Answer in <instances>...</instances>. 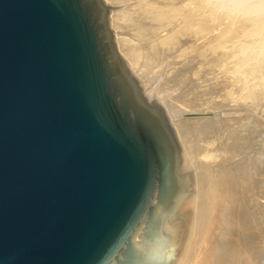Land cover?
Segmentation results:
<instances>
[{"label":"water","instance_id":"95a60500","mask_svg":"<svg viewBox=\"0 0 264 264\" xmlns=\"http://www.w3.org/2000/svg\"><path fill=\"white\" fill-rule=\"evenodd\" d=\"M106 0H0V264H184L196 169Z\"/></svg>","mask_w":264,"mask_h":264},{"label":"rangeland","instance_id":"374dc122","mask_svg":"<svg viewBox=\"0 0 264 264\" xmlns=\"http://www.w3.org/2000/svg\"><path fill=\"white\" fill-rule=\"evenodd\" d=\"M106 1L109 3V5H111L113 7L112 11H111V23H113L112 18H113L114 13L116 15L119 14L120 18L125 17L124 19H126V21L121 22V21H119L118 17H117L118 20L115 18V22L118 21L117 23H118V25L119 24L120 25L118 27L114 28L113 24H112V28H113L115 35H116L117 46H118V39L120 37L122 39H125L123 41L125 42V44H127L126 46L129 47L128 49L130 50L129 52H131L130 54L134 55L133 59H134V63L135 62L136 63L132 65V62H131V64H130L129 59H127V57L125 55H123V53L119 49L120 53L127 60L130 67L132 68V70H134L136 72V75L140 79L143 80L145 87L151 86L149 88L148 92L157 95L158 98L163 100L164 106H165V108H167V112H168L171 120L174 121L173 126L175 128V134H176L177 140H178L179 145L181 147V153H180L182 155L181 157H183V153H184V156L186 159H187V156L189 155L188 156L189 164L187 163L186 170L193 169V168L196 169L197 176H198L199 183H200V187L202 190V209H201V218H196L195 231H196L197 236H195V237H198L197 239H200V236L202 237V235H203V237H205L204 226H202V225L204 223L203 220H204L205 215H206V209H207L206 207L208 206L207 203L210 201V198H211L210 193L206 192V188H208V186H209V181L207 180L208 178L206 176L207 172L209 171L208 169H210V167H212V168H214L215 171H217V170L220 171L221 168L225 169V166H226L225 170L231 169L230 172H235V173H238V175H241V177H246L245 178V180H247V181H245L246 184H248V183L250 184L251 183L250 181L255 182L254 184H256V185L251 183L250 185H248V187L252 188V186L254 185L253 188L254 187H256L255 189L258 188L257 190L259 192L258 193L256 192L258 195L256 193L253 194V192L257 191V190H253V189H249L250 193L253 194L252 196L249 192H247L249 194H246V191H249L248 187L246 186L247 190H245V192H244V197H245V201L248 203L246 205L245 201H244V204H241V206L250 207L252 205V208L251 207L249 208L251 210H249L247 208L248 211L245 207L244 208L246 210L243 208L244 212L247 211L246 212L247 215L244 218L245 220L244 219L241 220L240 225L242 226V229H241L242 232H244V231L246 232V231H248V228L252 227L253 228L252 232L250 230L249 231L251 232L252 236L255 235L254 237H258V235L262 233V235H259V237H260V239L262 238L264 240V238H263L264 237V231H263L264 230V192H263V190H264V167H263L264 166V164H263L264 163V155H263L264 154L263 153L264 152V68H263L264 67V64H263L264 60L262 61V58L260 59L261 56L259 55V58H257V59H260L259 60L260 62L256 59V62L258 61V64L257 63L255 64V62H252L248 58V56H249L248 53H247V55H245L247 50H249V52H250L252 49H254L252 47H255V49H257V47H258L257 44L264 45L263 44L264 43V40H263L264 39L263 38L264 33L260 32L261 30L258 31V32H260V34H258V32L256 34L249 32L250 29H253V27L256 24L258 26H261V25L264 26V20L262 22V20H261L262 18H260V17H262V14H264L263 13L264 12V0H166L165 3H164V0L163 1H161V0H120V1L119 0H106ZM252 7H254L255 9ZM250 10H253L254 12L250 11ZM174 11L176 13H174ZM252 12L255 14L253 15ZM130 13H132V14H130ZM174 16H176V17H174ZM222 16H223V18H222ZM160 17H162V18H160ZM163 17H164V19H163ZM187 17H188V20H192V22L191 21H185V20H187ZM134 18H136L135 20L138 22H135ZM166 18H167V20H165ZM173 18H175V19H173ZM259 18L261 21L259 20ZM156 19H163V22H164V20H165V22L164 23L160 22L161 20L156 21ZM132 20L134 22H132ZM169 20H172L171 21V22H173L172 26H171V23L168 22ZM202 20L203 21L205 20V21L203 22ZM207 20H208L209 24L206 23ZM255 20H259V21H255ZM184 21H185V23H187L186 25L189 28H190L191 24L193 25V26L191 25L192 27L190 29H192L194 31V34H192L193 31H191L186 25L184 26V24H183ZM201 21L204 23V25H205V23L207 24V26L206 25L205 26L208 28V31H207L208 33H206V30H204L202 28V27H204V25H201V23H202ZM254 21H255V25H254ZM257 22L258 23L260 22V23L258 24ZM261 22H262V24H261ZM159 24L161 27L157 26ZM251 24H252V26H251ZM165 25H167V26H165ZM168 26H169V29H168ZM180 26L182 28H179ZM141 27H144V28H141ZM164 27H167V28H164ZM184 27H185V29H183ZM186 27L188 28V32L190 30L191 35L189 33H186L187 32ZM157 28L159 30L160 29L161 30L158 31V30H156ZM142 29H144V30H142ZM151 29L156 30L155 33H153ZM175 29H177V30H175ZM180 29L185 32V35L188 34V37H190V38L193 35H195V36L192 37L191 38L192 40H191L187 37V35H186L187 38H185V35L183 34V32L179 33L182 35H178L177 33L181 32ZM150 30H151V32H150ZM175 31H178V32L176 33ZM199 33H201V34H199ZM249 33H250V35H249ZM171 34L172 35L175 34V35L172 36ZM176 35H178V36H176ZM181 36L183 38H185V40L183 38H181ZM196 36H198L199 38H197ZM258 36H261V37L259 38ZM167 37H170V40H168L169 38H167ZM173 37L176 38V40L179 39L177 41L178 44L175 43L176 42L175 40L172 41L171 38H173ZM253 38H255V39H253ZM261 38H263V39H261ZM166 39L169 42L171 41V44L167 43L168 45H166L164 47L165 49L163 47H162L163 49L160 48L161 47L160 44H162L163 41H166ZM249 40L250 41L252 40L253 43H251ZM248 41L252 45L248 44ZM172 42H174V45ZM181 42H185V43H181ZM156 44H158L159 46L157 47ZM169 44H170V46H169ZM221 44H223V45H221ZM246 44H248L249 48L247 47ZM195 45H197V46H195ZM150 46H152V47H150ZM153 47L155 49H156V47L158 48V50H156V52L158 51L157 54H159V55H156L154 60L155 59L156 60L161 59L163 61L165 58L166 62H165V60H164V62L159 60L160 64H158L159 62H157L156 60L155 61L152 60L154 62L147 63L148 62L147 60L150 61L151 58L150 57L147 58L148 56L146 57L145 52L147 53L148 49H151V48L154 49ZM203 47H205L206 50H207V48H209V51H208L209 55H208V53H206L207 51ZM118 48H119V46H118ZM162 50L164 53L161 52ZM168 50H170V51H168ZM239 50L243 54H239L242 56H241V59L238 61L235 59L240 57L237 54V53H239ZM203 51H205V53H206V54L204 53L205 56L208 55L207 59L205 57H202V56H204L202 54ZM244 51H245V53H244ZM168 52H170V53H168ZM134 53L138 54V55H135ZM165 53H166L167 58H166V56H164ZM155 54L156 53H154L153 55H155ZM162 54H164V55H162ZM243 55L247 57V58L245 57L246 60L242 59ZM200 56H201V58H200ZM205 59H206V61H205ZM248 59L250 62L255 64V67L257 65L256 70L253 69V68H255V67H253L254 65L252 67L250 66V65H252V63H250V62L248 63ZM207 60L208 61L211 60L212 65H211V62L210 63L208 62V64H206ZM242 60L245 61L243 65L244 66L246 65V67H244L243 65L240 66V64H242V62H243ZM240 61H242V62H240ZM239 62H240V64H239ZM235 63H238L236 65H239V67H242L241 70H239V71L235 70V67H236V66H234ZM146 64H149V65H146ZM207 65H209V68L211 67L212 69L216 66V69H214V70L208 69L206 67ZM247 65H249V66H247ZM147 66H149V67H147ZM203 66L206 67L207 69L204 68ZM217 66H218V68H217ZM232 67H234V68L232 69ZM252 69L255 70L256 72L254 71L255 73L251 74L253 71H250L251 75H249L248 71L252 70ZM148 70H150V72ZM209 70H212V72ZM173 73L174 74L177 73L179 75L181 74L180 75L181 77L179 75H177V77L179 76L180 79L179 78L176 79L177 78L176 75H175L176 78L173 77L174 80L170 79V75L174 76ZM208 73L210 74V76ZM253 75L257 76L258 79H256L257 77H254ZM182 76L185 77V78H183L184 80H182ZM204 77H205V80L207 79L206 82L203 81ZM208 77H211V78H208ZM253 78L255 80H253ZM172 80L175 84H173V82H171V83L168 82V81H172ZM175 80H179V81H177V83H176ZM256 81L258 83H256ZM250 82L252 84H255L256 86L253 85V88H251L252 85ZM215 83H216V85H215ZM238 84H240L242 86H240ZM236 86H239L242 88V89L239 88V91L241 92V93L239 92L240 94L237 91L238 95L236 92H234ZM251 89L252 90L254 89L256 93L254 91H252ZM250 91H252L253 94ZM179 92H181V93H179ZM195 93H197V95ZM250 94H252V95L250 96ZM194 95L197 96V98L200 97V98H198V99H201V101L199 102V105L195 104L196 101L193 100L194 106H192L191 109H187L184 111V109H186V107L184 106V103H182V102H186L187 98H189L191 96L193 98ZM246 95H248V96H246ZM253 95H254V97L256 95V97L254 98ZM240 96H243V97H240ZM250 97H251V99H250ZM245 98H246V100H245ZM194 99H196V97ZM239 99H241V100H239ZM238 101H240V102H238ZM253 101H255V102H253ZM237 102H238V104H236ZM172 103L173 104L175 103L177 106L181 107V111H180V114L178 116L172 117V115H171L172 113H171V111H169L170 108H168L166 106V105L169 106V104H170L171 106H169V107H172L173 106ZM250 105H251V107H249ZM182 106H184L183 110H182ZM251 108L252 109L255 108V109L252 110ZM248 110H250V111H248ZM254 111H255V113H258V114L256 115L255 113H253ZM255 115H256V117H255ZM186 119L187 120L192 119V121L197 119V120H200V123L202 122L201 124H204V123L206 124L207 120L209 119L208 124L210 125L213 123L212 125H215V128H214L215 131L213 130V132H210L211 134H207V135H209L208 137H205L204 139H202V137H200L198 143H197L196 139H192V140H195L196 143L195 142L194 143L196 145L191 146L192 148L189 147V148H191L190 152L185 150L186 149L185 147H187V146H185L184 140L186 138L187 139L191 138L187 133L191 131L190 127L192 125L191 124L192 121L190 123V120L187 121ZM255 119H257L256 124L253 122V121H255ZM197 120H195V121L198 124H200L199 121H197ZM201 120H203V121H201ZM182 121H185L187 124L189 122L190 125L188 124V127L190 126L189 127L190 129H188L187 124L185 122H183L184 123V126H183ZM177 122H178V124H177ZM217 123H218L219 127H217ZM220 123H221V125H220ZM220 126H221V128H220ZM181 127L183 129L186 127L187 130H183ZM236 127H237V129H236ZM179 131H186V132L188 131L186 133L187 134L186 138H184V139L182 138L183 140L180 139L181 136L179 134H177ZM193 137H194V135H193ZM181 140L184 142V144ZM248 140L252 141V142H248ZM191 142H193V141H190L189 144H191ZM256 144H258V145H256ZM250 146H252L253 149H251L252 147L250 148ZM255 150L258 151L257 152L258 156L259 155L260 156L259 157L257 156L258 158H255L253 160L254 161L253 170L251 169L252 170L251 172L247 171V170L245 171V169H246L245 166H246V164L249 163L247 161L248 159L246 160L245 158L246 157L249 158V155L251 154L250 151H252V154H253V151L255 152ZM227 154H229V156ZM244 161H247V163ZM255 161H256V163H255ZM218 166H220V167L218 168ZM240 167H244L245 169L244 168L242 169ZM262 167H263V169H262ZM260 168L263 170V173H261L262 170H259ZM238 169H240V170H238ZM258 170L260 171V174H259ZM254 172H258L257 178L255 181L251 180ZM238 175H237V177L240 179V182H241L242 179ZM243 175H245V176H243ZM262 175H263V177H262ZM239 179H237V180L239 181ZM251 191H253V192H251ZM261 191H262V193H261ZM245 195L246 196L250 195V196H248V198H246ZM250 199L253 200L252 201L253 203L250 202ZM248 205H250V206H248ZM246 218H247V220H246ZM242 221H243V223H242ZM255 221H258V222H255ZM243 225H244V227H243ZM254 225L256 228L254 227ZM245 226H246V228L248 226V228L245 229ZM252 228H250V229H252ZM255 229L257 231H255ZM258 230L261 233L258 234V232H259ZM249 231L246 233L247 235L248 234L250 235ZM253 231H255V232H253ZM255 233H257L258 235ZM259 248H257V255H256V259H255V264H264V250H263L264 248L261 247L259 250L260 252L258 251ZM197 252L195 250L191 251V249H190V255L187 258V261L185 264L189 263V259L191 262V258H192V256H194V254L196 255L194 259L198 263V260L202 256L201 255L202 249H199V252L198 253ZM257 259H258V261H257ZM192 263L193 262H191V264Z\"/></svg>","mask_w":264,"mask_h":264},{"label":"bare ground","instance_id":"6f19581e","mask_svg":"<svg viewBox=\"0 0 264 264\" xmlns=\"http://www.w3.org/2000/svg\"><path fill=\"white\" fill-rule=\"evenodd\" d=\"M120 1V0H119ZM161 1H163V0H161ZM165 1L166 0H164V3H165ZM160 2V1H159ZM198 6V5H197ZM252 8H254V7H252ZM251 9V8H250ZM255 9V8H254ZM247 10V9H246ZM137 11V10H136ZM250 11H253V10H250ZM256 11V10H255ZM248 12V11H247ZM254 12V11H253ZM252 12V13H253ZM133 13V12H132ZM132 13H130V14H132ZM174 13H176L175 11H174ZM264 13V12H263ZM129 14V15H130ZM160 14V13H159ZM191 14V13H190ZM251 14V13H250ZM255 13H253V15H254ZM208 15V14H207ZM131 16V15H130ZM137 16V15H136ZM159 16V15H158ZM190 16V15H189ZM203 16V15H202ZM201 16V17H202ZM251 16V15H250ZM117 17L119 18V21H121V22H123V21H126V19H124L123 17L122 18H120V16H119V14H113V18H112V24H113V27L115 28V27H118L119 25H118V21L117 22H115V18L117 19ZM174 17H176V16H174ZM178 17V16H177ZM206 17V16H205ZM260 17V16H259ZM160 18H162V17H160ZM169 18V17H168ZM222 18H223V16H222ZM260 18H262L261 20H262V22H263V20H264V14H262V17H260ZM260 18H259V20H260ZM130 19V18H129ZM136 18H134V20H135ZM138 19V18H137ZM163 19H164V17H163ZM163 19H156V21L158 20V21H160V22H163ZM173 19H175V18H173ZM172 19V20H173ZM118 20V19H117ZM145 20V19H144ZM165 20H167V18L165 19ZM165 20H164V22H165ZM172 20H169L168 22H170L171 23V26H172V24H173V22H171ZM259 20H255V21H259ZM260 20V21H261ZM129 21V20H128ZM142 21V20H141ZM155 21V22H156ZM185 21H191L192 22V20H188V17H187V20H185ZM185 21H184V26L187 24V23H185ZM203 21V20H202ZM201 21V22H202ZM205 21V20H204ZM203 21V22H204ZM255 21H254V25H255ZM132 22H134L133 20H132ZM135 22H138V21H136L135 20ZM163 22V23H164ZM202 22V23H203ZM210 22V21H209ZM252 22V21H251ZM262 22H261V24H262ZM190 23V22H189ZM201 23V25H204V23L202 24ZM206 23H208V20H207V22ZM205 23V25L207 26V24ZM258 23V22H257ZM260 23V22H259ZM258 23V24H259ZM167 24V23H166ZM169 24V23H168ZM191 24V23H190ZM209 24V23H208ZM162 25V24H161ZM180 25V24H179ZM192 25V24H191ZM190 25V28L193 26H191ZM204 25V27H202L204 30H206V33H208L207 31H208V28L206 27ZM157 26H160V24L159 25H157ZM165 26H167V25H165ZM187 26V25H186ZM251 26H252V24H251ZM263 25H261V26H258L257 24L253 27V29H250V31L249 32H251V33H253V34H256L258 31H260V32H262V33H264V26L262 27ZM161 27V26H160ZM159 27V28H160ZM188 27V26H187ZM186 27V28H187ZM250 27V26H249ZM141 28H144V27H141ZM164 28H167V27H164ZM179 28H182L181 26L179 27ZM189 28V27H188ZM188 28L186 29V33H191L190 32V30L191 31H193L192 29H190L189 30V32H188ZM252 28V27H251ZM127 29V28H126ZM163 29V28H162ZM168 29H169V26H168ZM183 29H185V27L183 28ZM249 29V28H248ZM142 30H144V29H142ZM152 30V29H151ZM151 30H150V32H151ZM156 30H158V31H160L158 28L156 29ZM156 30H152V32L153 33H155V31ZM175 30H177V29H175ZM181 30V29H180ZM252 30V31H251ZM179 31V30H178ZM178 31H175L176 33L178 32ZM139 32V31H138ZM149 32V33H150ZM183 32V34L185 35V32L183 31V30H181V32H178L177 34L178 35H182V34H179V33H182ZM196 32V31H195ZM260 32H258V34H260ZM157 33V32H156ZM161 33V32H160ZM173 33V32H172ZM144 34V33H143ZM146 34V33H145ZM152 34V33H151ZM192 34H194V31L192 32ZM197 34V33H196ZM199 34H201V33H199ZM142 35V34H141ZM169 35V34H168ZM172 35V34H171ZM175 34H173L172 36H174ZM178 35H176V36H178ZM183 35V36H184ZM187 35V37H188V34H186ZM186 35H185V38H187L186 37ZM191 35V34H190ZM189 35V36H190ZM198 35V34H197ZM241 35V34H240ZM249 35H250V33H249ZM262 35V34H261ZM195 35H193L192 37H194ZM201 36V35H200ZM204 36V35H203ZM243 36V35H242ZM248 36V35H247ZM263 36V35H262ZM151 37V36H150ZM171 37V36H170ZM170 37H167V38H169L168 40H170ZM180 37V36H179ZM178 37V38H179ZM191 37V38H192ZM197 38H199L198 36H196ZM251 37V36H250ZM254 37V36H253ZM259 38L261 37V36H258ZM257 37V38H258ZM121 38V37H120ZM118 39V46H119V49H120V51L123 53V55H125L126 57H127V59H129V61H130V64H131V62H132V65L133 64H135L134 63V55H132V54H130L131 52H129L130 50L128 49L129 47L128 46H126L127 44H125V42L123 41V40H125V39ZM181 38H183L182 36H181ZM185 38H183L184 40H185ZM189 39H191L190 37H188ZM264 38V37H263ZM263 38H261V39H263ZM144 39V38H143ZM163 39V38H162ZM172 39V41L173 40H175L176 42L175 43H177V41L179 40H176V38H171ZM182 39V40H183ZM253 39H255V38H253ZM260 39V40H261ZM167 39H166V41H163L162 42V44H160L161 45V47L160 48H164L166 45H168L167 43H170L171 44V41L169 42ZM183 40V41H184ZM192 40V39H191ZM264 40V39H263ZM136 41V40H135ZM196 41V40H195ZM250 41V40H249ZM248 41V44H250V42L251 43H253L252 42V40L249 42ZM257 41V40H256ZM137 42V41H136ZM258 42V41H257ZM263 42V41H262ZM129 43V42H128ZM173 43V45H174V42H172ZM181 43H185V42H181ZM221 43V42H220ZM219 43V44H220ZM170 44H169V46H170ZM178 44V43H177ZM203 44V43H202ZM201 44V45H202ZM248 44H246L247 45V47H248ZM264 44V43H263ZM143 45V44H142ZM157 45V47L159 46L158 44H156ZM221 45H223V44H221ZM225 45V44H224ZM245 45V46H246ZM250 45H252V44H250ZM131 46V45H130ZM153 46V45H152ZM152 46H150V47H152ZM155 46V45H154ZM172 46V45H171ZM195 46H197V45H195ZM194 46V47H195ZM203 46V45H202ZM206 46V45H205ZM244 46V45H243ZM257 49H255V47H252V48H254V49H252L250 52H249V50H247L246 51V54L245 55H247V53H248V58L252 61V62H255V64L257 63L258 64V61L262 58V61L264 60V45H260V44H257ZM132 47V46H131ZM130 47V48H131ZM149 47V48H150ZM156 47V49L154 48V49H148L147 50V53L145 52V55H146V57L147 58H151V60L149 61V60H147L148 62L147 63H149V62H154L155 60H154V58L156 57V55H159V54H157V52H156V50H158V48ZM174 47V46H173ZM148 48V47H147ZM162 48V49H163ZM167 48V47H166ZM169 48V47H168ZM205 50H206V48L205 47H203ZM244 48V47H243ZM249 48V47H248ZM165 49V48H164ZM240 49V48H239ZM161 50V49H160ZM243 50V49H242ZM241 50V51H242ZM245 50V49H244ZM132 51V50H131ZM168 51H170V50H168ZM207 52L206 53H208V55H209V48H207V50H206ZM162 53H164L163 52V50L161 51ZM154 53H156L155 55H153ZM168 53H170V52H168ZM204 53H205V51H203V55H204ZM205 53V54H206ZM244 53H245V51H244ZM135 54V53H134ZM161 54V53H160ZM238 54V56H240V57H238V58H236L235 60H240L241 59V56L242 55H239V54H243V53H241L240 52V50H239V53H237ZM135 55H138V54H135ZM162 55H164V54H162ZM208 55H204V56H202V57H205L206 59H207V56ZM259 55L261 56L260 57V59H257V58H259ZM161 56V55H160ZM164 56H166V53H165V55ZM136 57V56H135ZM246 56H244L243 55V58L242 59H244V60H246V58H245ZM141 58V57H140ZM162 58V57H161ZM166 58H167V56H166ZM200 58H201V56H200ZM136 59V58H135ZM206 59H205V61H206ZM249 59H248V63L250 62L249 61ZM256 59L258 60L257 62H256ZM152 60H154V61H152ZM159 60H161V59H159ZM159 60H156L157 62H159L158 64H160V61ZM164 60H165V62H166V59L164 58ZM164 60L162 61V62H164ZM169 60V59H168ZM244 60H242V61H240V62H242V64H240V62H239V64H240V66H242L243 64H244ZM136 61V60H135ZM208 62L210 63L211 62V65H212V61L210 60V61H208L207 60V63L206 64H208ZM237 62V61H236ZM252 62H250V63H252ZM260 62V61H259ZM146 63V62H145ZM156 63V62H155ZM204 63V62H203ZM152 64V63H151ZM205 64V65H206ZM236 64H238V63H235V65L234 66H236L235 67V70L236 71H239V70H241V68L242 67H239V65H236ZM255 64L254 63H252V65H250L251 67L253 66V67H255ZM264 64V63H263ZM131 65V66H132ZM146 65H149V64H146ZM156 65V64H155ZM175 65V64H174ZM217 65V64H216ZM136 66V65H135ZM215 66V65H214ZM232 66V65H231ZM244 66V65H243ZM247 66H249V65H247ZM141 67V66H140ZM147 67H149V66H147ZM204 67V66H203ZM202 67V68H203ZM208 69H212L211 67L209 68V65H207L206 66ZM206 67H204V68H206ZM244 67H246V65L244 66ZM250 67V68H251ZM256 67H257V65H256ZM256 67L255 68H253V69H255L256 70ZM175 68V67H174ZM188 68V67H187ZM206 68V69H207ZM217 68H218V66H217ZM234 67H232V69H233ZM240 68V69H239ZM249 68V69H250ZM264 68V67H263ZM147 69V68H146ZM185 69V68H184ZM214 69H216V66L212 69V70H214ZM231 69V68H230ZM249 70L248 71V73H249V75H251V74H253V73H255L256 71L255 70ZM212 70H209V71H211L212 72ZM149 72H150V70H148ZM173 71V70H172ZM206 71V70H205ZM250 71H253L251 74H250ZM255 71V72H254ZM148 72V73H149ZM153 72V71H152ZM233 72V71H232ZM186 73V72H185ZM206 73V72H205ZM210 73V72H209ZM208 73V74H209ZM216 73V72H215ZM151 74V73H150ZM171 74V73H170ZM174 74V73H173ZM152 75V74H151ZM175 75H176V77H177V75H179V74H177V73H175L174 74V76L173 75H170V79H173L174 80V78H176L175 77ZM181 75V74H180ZM179 75V76H180ZM207 75V74H206ZM172 76V77H171ZM179 76L176 78V79H178L179 78ZM209 76H210V74H209ZM254 76V75H253ZM152 77V76H151ZM169 77V76H168ZM174 77V78H173ZM181 77V76H180ZM248 77V76H247ZM251 77V76H250ZM249 77V78H250ZM254 77H257V76H254ZM183 78H185V77H183L182 76V80H184ZM208 78H211V77H208ZM260 78V77H259ZM180 79V78H179ZM256 79H258V77L256 78ZM173 80L172 81H168L169 83H171V82H173ZM181 80V81H182ZM209 80V79H208ZM253 80H255L254 78H253ZM177 81H179V80H175V82L177 83ZM203 81H207V79L205 80V77H204V80ZM252 81V80H251ZM251 83V82H250ZM254 83V82H253ZM256 83H258L257 81H256ZM168 84V83H167ZM173 84H175L174 82H173ZM172 84V85H173ZM171 85V84H170ZM215 85H216V83H215ZM238 85H240V84H238ZM251 85H252V87L251 88H253V85H255V84H252L251 83ZM206 86V85H205ZM220 86V85H219ZM240 86H242V85H240ZM256 86V85H255ZM216 87V86H215ZM203 88V87H202ZM208 88V87H207ZM213 88V87H212ZM239 88L240 89H242L241 87H239V86H236L235 87V90H234V92H236L237 93V91H238V93L240 92L239 91ZM244 89V88H243ZM166 90V89H165ZM252 90V89H251ZM167 91V90H166ZM252 91H254L255 92V90L253 89ZM252 91H250L251 93H252ZM246 92V91H245ZM179 93H181V92H179ZM194 93V92H193ZM238 93H237V95H238ZM241 93V92H240ZM239 93V94H240ZM256 93V92H255ZM254 93V94H255ZM259 93V92H258ZM176 94V93H175ZM196 95H197V93H195ZM199 94V93H198ZM253 94V93H252ZM252 94H250V96L252 95ZM193 95V94H192ZM202 95V94H201ZM244 95V94H243ZM260 95V94H259ZM262 95V94H261ZM245 96V95H244ZM246 96H248V95H246ZM196 97V99H194ZM238 97V96H237ZM240 97H243V96H240ZM253 97H254V95H253ZM255 97H256V95H255ZM254 97V98H255ZM261 97V96H260ZM187 98V97H186ZM192 96L191 97H189V98H187V101L186 102H182V103H184V106L186 107V109H184V111L185 110H187V109H191L192 108V106H194V104H193V100H195L196 102H195V104H197V105H199V102L201 101V99H198V98H200V97H198L197 98V96H195L194 95V97L192 98ZM250 99H251V97H250ZM262 99V98H261ZM175 100V99H174ZM203 100V99H202ZM239 100H241V99H239ZM245 100H246V98H245ZM249 100V99H248ZM262 101V100H261ZM167 102V101H166ZM177 102V101H176ZM181 102V101H180ZM238 102H240V101H238ZM238 102L236 103V104H238ZM253 102H255V101H253ZM260 102V101H259ZM169 103V102H168ZM167 103V104H168ZM249 103V102H248ZM262 103V102H261ZM166 104V103H165ZM175 104V103H174ZM173 103H172V107H169V106H171L170 104H169V106L168 105H166L168 108H170L169 109V111H171V115H172V117H175V116H178L179 114H180V111H181V107H179V106H177L176 104L174 105ZM186 104V105H185ZM244 104V103H243ZM252 104V103H251ZM241 105V104H240ZM184 106H182V110H183V108H184ZM238 106V105H237ZM255 106V105H254ZM247 107V106H246ZM249 107H251V105L249 106ZM261 107V106H260ZM250 109V108H249ZM252 109V108H251ZM253 109H255V108H253ZM252 109V110H253ZM260 109V108H259ZM231 110V109H230ZM243 110V109H242ZM248 111H250V110H248ZM256 111V110H255ZM255 111L253 112V113H255ZM262 111V110H261ZM236 112V111H235ZM252 112V111H251ZM256 115L258 114V113H255ZM254 115V114H253ZM256 115H255V117H256ZM237 117V116H236ZM258 117V116H257ZM238 118V117H237ZM179 119V118H178ZM187 120V119H186ZM185 120V121H186ZM190 120V119H189ZM189 120H187V121H189ZM195 120H197V119H195ZM195 120H193L192 121V119L190 120V123H191V121H192V125H191V131L190 132H186V131H179L177 134H179L180 136H181V138L180 139H184V138H186V135L188 134L191 138H186L185 140H184V142H185V146H187V147H185L186 149L185 150H187V151H191L190 149L192 148L191 146H195L196 144V142H195V140H192V139H196V141H197V143H198V141H199V139H200V137H202V139H204L205 137H208L209 135H207V134H211L210 132H213V130H214V128H215V125H212V124H208V120H207V122H206V124L204 123V124H201L200 123V120H197V121H199V123L200 124H198ZM185 121H182V123L183 122H185ZM186 121V122H187ZM201 121H203V120H201ZM205 121V120H204ZM221 121V120H220ZM238 121V120H237ZM256 121H257V119H255V121H253L255 124H256ZM180 122V121H179ZM185 122V123H186ZM252 122V123H253ZM177 124H178V122H177ZM176 124V125H177ZM187 124V123H186ZM185 124V125H186ZM188 124H189V122H188ZM188 124H187V127H188ZM223 124V123H222ZM260 124V123H259ZM181 125V124H180ZM190 125V124H189ZM220 125H221V123H220ZM248 125V124H247ZM183 126H184V123H183ZM232 126V125H231ZM188 127V129H190ZM217 127H219L218 126V123H217ZM182 128V127H181ZM220 128H221V126H220ZM219 128V129H220ZM180 129V128H179ZM183 129V128H182ZM217 129V128H216ZM218 129V130H219ZM236 129H237V127H236ZM251 129V128H250ZM178 130V129H177ZM183 130H187L186 129V127L183 129ZM221 130V129H220ZM239 130V129H238ZM215 131V130H214ZM256 132V131H255ZM187 133V134H186ZM238 133V132H237ZM241 133V132H240ZM194 135V137H193V135ZM231 134V133H230ZM239 134V133H238ZM216 135V134H215ZM252 136V135H251ZM188 137V136H187ZM197 137V138H196ZM214 137V136H213ZM231 137V136H230ZM235 138V137H234ZM182 139V140H183ZM191 139V140H190ZM239 139V138H238ZM181 140V141H182ZM206 140V139H205ZM252 140V139H251ZM190 141H193V142H191V144H189L190 143ZM201 141V140H200ZM183 142V141H182ZM184 142H183V144H184ZM195 142V143H194ZM240 142V141H239ZM248 142H252V141H249L248 140ZM247 143V142H246ZM256 143V142H255ZM252 144V143H251ZM250 144V145H251ZM243 145V144H242ZM245 145V144H244ZM249 145V144H248ZM254 145V144H253ZM252 145V146H253ZM256 145H258V144H256ZM184 146V145H183ZM233 146V145H232ZM252 146H250V148L252 147ZM255 146V145H254ZM189 147H191V148H189ZM236 147V146H235ZM248 147V146H247ZM195 148V147H194ZM234 148V147H233ZM244 149V148H243ZM251 149H253V147L251 148ZM240 150V149H239ZM260 150V149H259ZM206 151V150H205ZM217 151V150H216ZM241 152V151H240ZM251 152V154H252V151H250ZM258 151H256L255 150V152L253 151V154L251 155L250 153V155H249V158L248 157H246L245 159L249 162L248 164H246V166H245V168L244 167H240V168H244L245 169V171L247 170V171H252L253 170V165H254V159L255 158H258L259 156H258V153H257ZM204 153V152H203ZM264 153V152H263ZM209 154V153H208ZM262 154V153H261ZM200 155V154H199ZM211 155V154H210ZM209 155V156H210ZM218 155V154H217ZM228 156H229V154H227ZM226 155V156H227ZM264 155V154H263ZM182 156V155H181ZM189 156V155H188ZM188 156H187V159L185 158V156H184V153H183V157H181V171H183V170H186V166H187V163L189 164V160H188ZM221 156V155H220ZM227 156V157H228ZM236 156V155H235ZM238 156V155H237ZM258 156V157H257ZM183 158V159H182ZM202 158V157H201ZM205 159V158H204ZM213 159V158H212ZM257 160V159H256ZM261 160V159H260ZM207 161V160H206ZM221 161V160H220ZM247 161H244V162H246L247 163ZM212 162V161H211ZM228 162V161H227ZM243 163V162H242ZM255 163H256V161H255ZM215 164V163H214ZM264 164V163H263ZM204 165V164H203ZM223 165V164H222ZM244 165V164H243ZM228 166V165H227ZM261 166V165H260ZM207 167V166H206ZM220 166H218V168H219ZM264 167V166H263ZM263 167H262V169H263ZM216 168V167H215ZM217 168V169H218ZM229 168V167H228ZM232 168V167H231ZM206 169V168H205ZM216 169V170H217ZM224 169V168H223ZM222 168H221V170L220 171H215L214 170V168H212V167H210V169H208L209 171L207 172V174H206V176H207V180L209 181V186H208V188H206V192H209L210 193V201L207 203L208 204V206L206 207L207 209H206V215H205V218H204V223H203V225L202 226H204V232H205V237H203V235H202V237L200 236V239H197L198 237H195V238H191V243H190V249H191V251L192 250H195L196 252L198 251L199 252V249H202V253H201V257H200V259L198 260V263L195 261V254H194V256H192V258H191V262H193L192 264H255V259H256V255H257V248H261V247H263L264 248V240L261 238L260 239V237H259V235H262V233L259 231L258 232V234L259 233H261V234H257V233H255V234H257L258 235V237H254V236H252L251 235V232H252V230H253V228L252 227H250V228H252V229H250V228H248V226H247V228H248V231L250 232V235L248 234H246L248 231H244V232H242V226L240 225V223H241V220L242 219H244L245 217H246V212L248 211V209L251 207L252 208V201L253 200H251L250 199V202H252L250 205H248V206H250V207H246V206H241V204H244V201H245V197H244V192H245V190H247V187H248V185H250L251 183H255V182H252V181H250L251 183L249 184H246V182L245 181H247V180H245V178L246 177H241V175H238V173H235V172H230L231 171V169L230 170H225L226 169V166H225V171L223 170ZM252 169V170H251ZM258 169V168H257ZM261 168L259 169V170H262ZM238 170H240V169H238ZM258 170V172H259V174H260V171ZM255 171V170H254ZM240 172V171H239ZM242 172V171H241ZM258 172H254L253 173V176H252V178H251V180H253V181H255L256 180V178H257V174H258ZM249 173V172H248ZM261 173H263V170L261 171ZM242 174V173H241ZM251 174V173H250ZM237 175L238 176H240L241 177V182H240V179L237 177ZM243 176H245V175H243ZM262 177H263V175H262ZM234 178V179H233ZM237 179H239V181L237 180ZM250 179V178H249ZM259 180V179H258ZM239 182V183H238ZM259 182V181H258ZM263 182V181H262ZM254 185H256V184H254ZM253 185V186H254ZM247 186V187H246ZM252 186V185H251ZM253 186H252V188H249L248 187V190L249 189H253V190H257V189H255L256 187H254L253 188ZM208 190V191H207ZM247 192H249L250 193V190L249 191H246V194H249V193H247ZM251 192H253V191H251ZM258 193L259 191L257 190V191H255V192H253V194L254 193ZM263 192H264V190H263ZM256 193V194H257ZM261 193H262V191H261ZM251 194V193H250ZM253 194H251V196L253 195ZM209 195V194H208ZM258 195V194H257ZM260 195V194H259ZM263 195V194H262ZM246 196V195H245ZM248 196H250V195H248ZM248 196H246V198H248ZM255 196V195H254ZM258 197V196H257ZM255 198V197H254ZM255 201V200H254ZM247 203L248 202H246L245 201V204L247 205ZM255 203V202H254ZM248 208L247 209V211L246 212H244V210H243V208ZM254 207V206H253ZM244 208V209H245ZM245 209V210H246ZM249 210H251V209H249ZM254 211V210H253ZM249 214V213H248ZM249 218V217H248ZM258 218V217H257ZM245 220V219H244ZM246 220H247V218H246ZM256 220V219H255ZM255 222H258V221H255ZM242 223H243V221H242ZM252 223V222H251ZM258 224V223H257ZM249 225V224H248ZM263 225V224H262ZM251 226V225H250ZM253 226V225H252ZM243 227H244V225H243ZM254 227H255V225H254ZM246 228V226H245V229H247ZM256 228V227H255ZM255 231H257L256 229H255ZM255 231H253V232H255ZM262 231V230H261ZM264 231V230H263ZM203 232V233H204ZM195 234H196V231H195ZM195 236H197V234L195 235ZM264 238V237H263ZM204 244V245H203ZM205 248V249H204ZM260 248L258 249V251L260 250ZM205 250V251H204ZM264 250V249H263ZM197 252V253H198ZM260 252V251H259ZM258 252V253H259ZM263 252V251H262ZM194 253V252H193ZM189 257V255H187V258ZM259 257V256H258ZM257 261H258V259H257ZM191 262H190V259H189V263L188 264H191ZM185 264V263H184Z\"/></svg>","mask_w":264,"mask_h":264}]
</instances>
